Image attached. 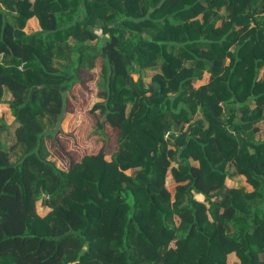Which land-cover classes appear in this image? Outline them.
Wrapping results in <instances>:
<instances>
[{
	"label": "trees",
	"instance_id": "trees-1",
	"mask_svg": "<svg viewBox=\"0 0 264 264\" xmlns=\"http://www.w3.org/2000/svg\"><path fill=\"white\" fill-rule=\"evenodd\" d=\"M0 53L17 124L0 139V264H264V0H0ZM98 58L93 133L106 123L117 148L63 170L45 139Z\"/></svg>",
	"mask_w": 264,
	"mask_h": 264
},
{
	"label": "rangeland",
	"instance_id": "rangeland-1",
	"mask_svg": "<svg viewBox=\"0 0 264 264\" xmlns=\"http://www.w3.org/2000/svg\"><path fill=\"white\" fill-rule=\"evenodd\" d=\"M100 67L101 58H98L95 63L94 71L80 72L79 81L72 85L66 96L67 110L64 118L67 114L71 115L68 127L66 129L63 128V118L59 130L55 132L51 138L46 137L45 139L46 145L50 151L49 159L54 161L56 166L63 170H67L73 163L78 162L84 154L97 153L105 143L107 144L105 150V157L107 160L110 159V153L117 148V131L112 129L106 123L104 124V133L106 136H103L100 133H93L96 120L100 118L98 110H95L94 112L91 111L93 104L101 100V98L97 96L98 88L96 86V82L101 80ZM155 71L156 70H147L144 76L145 81L148 82ZM132 77L135 79L137 76L133 73ZM10 98V93L5 92L2 98L4 102L0 103L3 104V107H7V109L0 111V123L4 121L8 124L6 130L0 131V139L5 148H8L13 144L14 129L17 125L13 122V116L10 113L8 104L5 102ZM263 124V121L259 122L261 127ZM260 135L261 133H258L257 137H260ZM20 153V148L10 150V160L15 161L20 156ZM228 168H230V170H226L232 173V168ZM127 172L130 173V170ZM166 181V187L173 195L174 187L171 182L170 173H168ZM245 181V176L232 173V175L227 178L226 185L230 187L242 186L250 191L252 187H250ZM49 210L50 208L45 206L40 199L36 202V212L40 216H44ZM227 259L230 263H233L236 260L232 253L227 256Z\"/></svg>",
	"mask_w": 264,
	"mask_h": 264
},
{
	"label": "crops",
	"instance_id": "crops-1",
	"mask_svg": "<svg viewBox=\"0 0 264 264\" xmlns=\"http://www.w3.org/2000/svg\"><path fill=\"white\" fill-rule=\"evenodd\" d=\"M31 1H33V0H31ZM40 29V26H39V22H38V19L35 17V16H33V17H31V18H29L28 20H27V22H26V25H25V27H24V31L25 32H27V33H30V32H33V31H37V30H39ZM205 73H207V72H205ZM242 176V175H241ZM246 182V181H245ZM248 184V183H247ZM250 186V185H249ZM233 187H237V186H233ZM251 187V186H250ZM195 195V197L197 196V195H199V196H201V198H196V199H198L199 201H203L204 200V196L202 195V194H200V193H195L194 194ZM48 212V211H47ZM231 254V253H230ZM232 254L235 256V254L232 252ZM235 258H236V260L235 261H237L238 262V259H237V257L235 256ZM230 263V262H229ZM230 264H232V263H230Z\"/></svg>",
	"mask_w": 264,
	"mask_h": 264
},
{
	"label": "built area",
	"instance_id": "built-area-1",
	"mask_svg": "<svg viewBox=\"0 0 264 264\" xmlns=\"http://www.w3.org/2000/svg\"><path fill=\"white\" fill-rule=\"evenodd\" d=\"M3 59V53H0V61ZM23 65H24V62H21L20 64H19V66H18V68L20 69V70H22L23 69Z\"/></svg>",
	"mask_w": 264,
	"mask_h": 264
},
{
	"label": "water",
	"instance_id": "water-1",
	"mask_svg": "<svg viewBox=\"0 0 264 264\" xmlns=\"http://www.w3.org/2000/svg\"><path fill=\"white\" fill-rule=\"evenodd\" d=\"M129 77L127 76V81H128Z\"/></svg>",
	"mask_w": 264,
	"mask_h": 264
}]
</instances>
